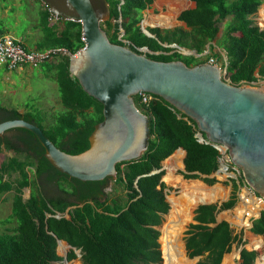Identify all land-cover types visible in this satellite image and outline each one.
<instances>
[{"label":"trees","instance_id":"16d2710c","mask_svg":"<svg viewBox=\"0 0 264 264\" xmlns=\"http://www.w3.org/2000/svg\"><path fill=\"white\" fill-rule=\"evenodd\" d=\"M107 1L110 19L101 27L110 42L136 53L147 47L145 54L152 60H181L187 66L207 62L208 54L218 47L227 58L233 85L264 80V30L252 19L261 0H191L195 7L177 18L187 30L148 27L153 37L140 28L143 12L153 0ZM48 14L46 9L44 37L37 50L65 49L75 54L84 47L79 22L49 25ZM220 24H224L221 31ZM172 44L196 55L208 50L206 59L183 55ZM69 61L60 52L51 53L45 61L46 75L52 73L56 82L62 111L48 116L34 107L0 106V123L22 119L34 124L57 148L76 155L89 148L94 126L103 120V106L82 89L69 70ZM134 101L151 120L150 143L141 158L116 165L115 180L81 182L60 173L44 157L35 135L25 129H11L7 132L12 137H0V154L15 153L0 164V194H12L10 217L15 220L11 229L0 233V264H63L57 239L72 247L68 261L79 251L81 264H162L159 228L170 209L162 162L180 148L185 151L182 176L212 186L217 183L212 175L219 168V153L204 135L199 142L195 122L162 98L156 96L148 106L140 103L138 95ZM237 181L244 182L242 176ZM231 182L233 193L227 201L219 206L199 205L193 212L195 223L189 225L183 241L188 258H202L197 264H221L234 244L243 245L241 233L235 234L227 221H216L219 211L237 203L238 185ZM25 189H29L27 198ZM249 231L264 235V210ZM257 257L256 251L243 247L235 264H255Z\"/></svg>","mask_w":264,"mask_h":264},{"label":"water","instance_id":"95a60500","mask_svg":"<svg viewBox=\"0 0 264 264\" xmlns=\"http://www.w3.org/2000/svg\"><path fill=\"white\" fill-rule=\"evenodd\" d=\"M42 1L53 16L81 24L82 49L75 54L65 49L49 52L69 57L71 74L88 95L102 104L103 120L94 126L89 148L76 155L60 150L38 126L22 119L1 122L0 137L11 129H25L35 135L44 149V157L60 173L81 182L115 180L117 164L139 159L148 150L151 120L137 107L134 96L149 93L192 119L201 139L204 135L208 142L226 146L230 160L243 178V188L264 202V90L229 84L222 69L207 62L187 66L181 60L156 61L146 56L147 47L136 53L110 42L101 27V23L110 19L107 0ZM140 28L153 37L144 19ZM171 46L183 55L198 56L193 50ZM178 151L185 153L180 148L175 152ZM221 163L219 158L218 164ZM182 168L185 172L184 165ZM160 170H165V165ZM219 172L218 168L216 173ZM205 204L210 203H201ZM229 225L232 229L241 228L231 222ZM62 242L57 239V249ZM66 246L72 248L67 243ZM242 249V246L238 249V259ZM63 261L68 263L67 254Z\"/></svg>","mask_w":264,"mask_h":264},{"label":"rangeland","instance_id":"374dc122","mask_svg":"<svg viewBox=\"0 0 264 264\" xmlns=\"http://www.w3.org/2000/svg\"><path fill=\"white\" fill-rule=\"evenodd\" d=\"M263 2L264 0H261L262 4ZM45 10H46V6L42 3L41 0H0V34H6V35L8 34L12 37L21 40L22 43L25 45L26 49H31V50L36 49L44 37V31L42 28V17H43V12ZM259 11H258V16H259ZM143 19L147 24H151V22L149 21L148 18H146V16H143ZM258 23H260L261 28L264 29V22H262V20L260 21L258 20ZM49 25H55V24L49 23ZM219 26L221 31L223 29L224 24H220ZM212 52L213 54L218 56V59L222 64L224 59L223 57L225 55L223 50L214 47V50ZM206 56L207 54L205 53L201 55L203 59H206ZM46 69H47L46 64L45 62H43L37 68L25 66L23 68H19L14 71L1 72L0 73V106L8 109L15 108L19 110L20 109L25 110V108L27 107L29 108L34 107V108L42 109L48 116L62 111L63 109L59 104V94H58L56 82L52 79V73H48V76L46 75ZM256 87H258L261 90H264V80L263 79L259 80ZM176 153L177 152H175L174 154ZM14 155L15 153L13 151L2 152L0 154V164L7 157H11ZM19 156L21 159H23L24 153H21ZM171 159H166L162 162V165H165V170H164L165 174L162 179L170 188L166 196V200L168 202L170 201L169 200L170 197H179L182 193V187L180 185L181 181L173 182L166 179L168 175L169 167L173 169L172 172L173 178H180L186 184H190L193 181H198L206 188L221 187L225 191L224 194L218 197L215 202H208V203L218 204L219 202L223 200L227 201L230 198L231 194L233 193V187L231 182L232 179L224 178L220 173H216V172L212 175V177H215L217 179V183H215L212 186H208L199 179H185L181 174L183 168L173 165ZM167 160H170L169 163ZM15 176L16 175H13V177ZM241 188L243 187L241 186ZM244 191L246 190L244 189ZM243 193L244 194H242V190L237 191L236 205L232 209H230L231 212H229L228 210H223L219 214L220 219H226L229 222L237 224L236 222H233L232 217L235 211L237 210V208L243 205L242 202L243 200H241V196L243 197V195H245V192ZM11 195H12L11 193L2 194V195L0 194V233L5 232L7 229H11L12 225H15V220L10 217ZM28 195H29V189H25L23 195L24 198H27ZM169 206H170L169 212L166 215H164L163 224L159 228L160 230L159 243L162 252V257H163V250H162V242L160 240L162 233L161 230L162 227L167 222V217L170 214L172 208L171 201ZM198 206H196L192 210L189 218L190 220L184 226V229L181 233L179 243L180 246H182L183 248H184L183 239L185 237V232L188 230L189 225L193 221L192 220L193 212ZM260 207L261 208L258 210V212L264 210V205ZM239 212L242 213L243 217L246 216L245 210H241ZM238 218L240 220L241 216H239ZM248 219H249L248 217L245 218L244 225L248 223ZM251 220H249V222ZM240 227H241L240 229L236 230L233 228V230L234 231L236 230L237 233H241L243 245L239 246L234 244L232 246L231 253L227 254L226 257L228 258V260H235L234 258L237 257L238 249L242 246L248 250L256 251L258 253V257H257V261H258L259 259H261V256L264 254V243L261 249L256 250V248L252 244V240L264 239V235H254L249 231L250 229L249 227L247 226H240ZM183 248L181 249V251L182 253H184V257L188 262L187 264H197L199 260L202 259L200 257L199 259L188 258L185 253V248L184 249ZM69 250L70 248H68L67 246L66 248L65 247L62 248L59 246L57 252L61 257L64 258V255L68 254ZM76 254L77 257L75 259L68 261V263L63 261V264H81L79 251H76ZM162 264H165L164 257Z\"/></svg>","mask_w":264,"mask_h":264},{"label":"bare ground","instance_id":"6f19581e","mask_svg":"<svg viewBox=\"0 0 264 264\" xmlns=\"http://www.w3.org/2000/svg\"><path fill=\"white\" fill-rule=\"evenodd\" d=\"M260 16L262 22H264V7L260 9ZM183 155L184 154L182 151H178L171 159L173 161L172 164L183 167L181 162ZM167 161L169 163L170 160ZM172 172L173 169L169 167L166 179L173 182L181 181V184H178H180L182 187V193L179 197L169 198L172 208L169 216L167 217V222L162 228L163 231L160 240L162 242L165 264H187L188 262L184 257V253L181 251L183 247L180 246L179 242L184 226L190 220L189 218L192 210L201 203L215 202L218 197L224 194L225 191L221 187L206 188L198 181H193L190 184H186L180 178H173ZM242 202L243 205L237 208L233 214L232 220L239 226L249 227V219L248 223L244 225L245 218H249L250 216L257 214L258 209L260 206H263L264 203H260L261 201L255 200L253 197H250L249 194L247 196L243 195ZM241 210H245L246 216H242V213L239 212ZM239 216H241L240 220L238 218ZM263 243L264 239L252 240V244L256 249H261ZM64 246L66 247V244L62 242L60 247L63 248ZM256 264H264V254L261 256V259L256 262Z\"/></svg>","mask_w":264,"mask_h":264},{"label":"built area","instance_id":"2783aa9c","mask_svg":"<svg viewBox=\"0 0 264 264\" xmlns=\"http://www.w3.org/2000/svg\"><path fill=\"white\" fill-rule=\"evenodd\" d=\"M42 1V0H41ZM44 4V2L42 1ZM45 5V4H44ZM46 6V5H45ZM48 22L50 24H55L56 26H61L64 20L59 17H55L52 15V13L48 10ZM81 40L84 42L83 38L81 37ZM49 51H39L37 49H26L25 45L22 43L21 40L12 37L10 35L6 34H0V73L3 71H14L19 68H23L25 66H30L32 68H37L39 65L50 57ZM207 63L219 66L222 69L223 77L226 82L229 84H232L229 80V74L227 72V62L225 61L221 64L220 61L215 57H209L207 60ZM258 81L256 82H250V83H242L241 86H257ZM138 96L140 98V103L144 106H148V104L153 101L156 96L140 92L138 93ZM199 142H203L204 139H201L199 132L196 134ZM208 142V141H207ZM210 143V142H209ZM219 153L218 159L220 158L222 163L219 165L220 174L227 179H236L240 178L241 174L238 171V168L233 164V162L230 160L228 156V149L224 145H218L211 143ZM244 194V193H242ZM245 195L247 196L248 193L245 191ZM250 196V195H249ZM252 197V196H250ZM254 198V197H253ZM257 201H260L256 198H254ZM241 200H243V197L241 196ZM256 203V202H255ZM260 203H264L261 201ZM257 204V203H256ZM261 208V207H260ZM259 208V209H260ZM258 209V210H259ZM259 213V212H258ZM257 215H252V217H249L250 223L253 222L254 219H256Z\"/></svg>","mask_w":264,"mask_h":264},{"label":"crops","instance_id":"0c3cea01","mask_svg":"<svg viewBox=\"0 0 264 264\" xmlns=\"http://www.w3.org/2000/svg\"><path fill=\"white\" fill-rule=\"evenodd\" d=\"M262 4V3H261ZM264 7V2L262 5H260V7ZM195 7V3L192 2L191 0H153L152 1V4H150V6L143 12V16H146V18L149 19V21L151 22V24H147L148 27H152V28H160L162 29L161 27H168V29H174L176 27H181V28H184L187 30V27L186 25L182 22V21H179L177 18L179 16V14L182 12V11H185V10H188V9H192ZM259 7V9H260ZM261 7V8H262ZM258 9V11H259ZM258 11L256 12V14L252 17V19L254 20V22L261 28V25L260 23H258V20L260 21L261 20V16H260V11H259V16H258ZM258 17V18H257ZM160 26V27H158ZM163 30V29H162ZM264 30V29H262ZM221 36V33L219 32L218 34V38ZM218 48V47H217ZM224 52V51H223ZM208 53V50L205 52V54ZM204 54V53H203ZM209 57H215L218 59V56L215 55V54H208ZM201 55H198L196 57H200ZM208 57V58H209ZM223 62L225 61L226 56L224 55L223 57ZM219 60V59H218ZM21 110V109H20ZM183 156L181 158V162L183 164V158L185 156V153L183 152ZM175 155V154H174ZM173 155V156H174ZM172 156V157H173ZM171 157V158H172ZM169 158V159H171ZM173 162V161H171ZM232 180H235V183L238 185V189L237 191L239 190H242V193L245 192L243 188H241V186L243 187V183L239 184V182L236 180V179H232ZM166 184V183H165ZM167 185V184H166ZM229 212L230 209L228 210ZM222 211H219L216 215V221L217 222H221V221H227L226 219H220L219 218V214L221 213ZM229 223V221H227ZM191 223H195V222H191ZM232 223V222H231ZM234 233L236 234V230L234 231ZM65 247V246H64ZM66 248V247H65ZM185 248V246H184ZM183 248V249H184ZM232 251V250H231ZM186 253V251H185ZM231 253V252H230ZM230 253H227V254H230ZM225 254L223 256V259H222V262L221 264H235L236 261L238 260V258H234L235 260H228V258L226 257ZM196 258V257H195ZM201 258V257H200ZM199 259V258H198Z\"/></svg>","mask_w":264,"mask_h":264},{"label":"flooded vegetation","instance_id":"af4514ba","mask_svg":"<svg viewBox=\"0 0 264 264\" xmlns=\"http://www.w3.org/2000/svg\"><path fill=\"white\" fill-rule=\"evenodd\" d=\"M8 136V137H12L14 134L13 133H10V132H7V133H5L4 134V136ZM163 228V227H162ZM161 231H163V230H161ZM161 235H162V233H161ZM161 239V238H160Z\"/></svg>","mask_w":264,"mask_h":264}]
</instances>
